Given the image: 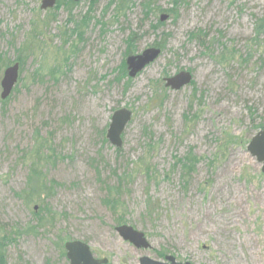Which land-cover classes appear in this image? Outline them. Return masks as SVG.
I'll list each match as a JSON object with an SVG mask.
<instances>
[{
	"label": "rangeland",
	"instance_id": "rangeland-1",
	"mask_svg": "<svg viewBox=\"0 0 264 264\" xmlns=\"http://www.w3.org/2000/svg\"><path fill=\"white\" fill-rule=\"evenodd\" d=\"M42 1L0 0L6 264H70L62 246L72 241L108 264L165 261L160 253L264 264V175L247 150L264 124V0H57L48 10ZM149 48L161 50L157 61L134 79L121 74ZM180 72L191 84L166 88ZM120 109L133 116L118 150L104 139ZM122 225L151 249L124 241Z\"/></svg>",
	"mask_w": 264,
	"mask_h": 264
},
{
	"label": "water",
	"instance_id": "water-1",
	"mask_svg": "<svg viewBox=\"0 0 264 264\" xmlns=\"http://www.w3.org/2000/svg\"><path fill=\"white\" fill-rule=\"evenodd\" d=\"M78 3L82 0H73ZM57 0H43L41 4L42 10L52 9L56 6ZM168 18L167 15L161 17V22H164ZM161 55V50L157 48H149L138 55H130L126 59V66L128 70V76L134 79L148 66L152 65ZM19 64L9 66L1 82L2 94L1 99L7 100L15 86L17 85L19 78ZM166 88L172 90H180L181 88L190 85L192 82V75L189 72H180L179 74L165 79ZM132 112L128 109L117 110L112 118L106 133V138L109 143L115 148H122L123 146V134L126 131L127 126L132 120ZM250 155L262 164V174L264 175V127L260 130L250 141L247 147ZM120 237L132 244L135 248L140 250H149L151 245L149 244L144 233L134 229L128 225H122L116 228ZM65 251L67 259L70 264H108V259H97L94 257L90 246L80 241L67 242L65 244ZM140 264H181L178 263L174 257L168 256L165 261H156L148 257L140 259ZM190 264V263H185Z\"/></svg>",
	"mask_w": 264,
	"mask_h": 264
},
{
	"label": "trees",
	"instance_id": "trees-1",
	"mask_svg": "<svg viewBox=\"0 0 264 264\" xmlns=\"http://www.w3.org/2000/svg\"><path fill=\"white\" fill-rule=\"evenodd\" d=\"M69 2H73L72 0H70ZM95 2L96 1H91V4H95ZM146 4L147 5H145V9H146V15L148 16V14L149 15H151L152 13H154V8H152V6H151V4H150V2H146ZM159 10H161V9H159ZM162 11V10H161ZM160 26V23H158L157 24V26H153V28L154 29H157L158 27ZM135 39H137L136 38V35L135 34H133L132 36H130L129 37V39L127 40V44H128V51H127V54L126 55H129V54H131L132 53V43L134 42V40ZM155 46H158V47H161V45L160 44H156ZM18 61V60H17ZM121 74L122 75H128V72H127V66H126V61H124L123 62V64H122V66H121ZM13 93V92H12ZM12 95V94H11ZM10 98V97H9ZM263 127H264V124H261L260 126H259V129L261 130V129H263ZM104 141L105 142H108L109 143V141L107 140V138L105 137V139H104ZM119 150V149H118ZM192 160V155H188L185 159H184V170H186L187 172H189V171H191L192 170V167H191V165H190V161ZM197 161V160H196ZM40 211H43V209H40ZM36 213V212H35ZM8 238H6L5 240H7ZM63 247V255H66V253H65V248H64V246H62ZM5 255L3 254V255H1L0 256V264H6V261H5V257H4ZM160 256H161V258H165L166 256L164 255V254H162V253H160Z\"/></svg>",
	"mask_w": 264,
	"mask_h": 264
}]
</instances>
